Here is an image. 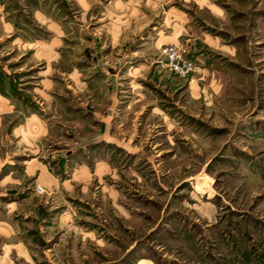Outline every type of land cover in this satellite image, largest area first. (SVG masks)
Listing matches in <instances>:
<instances>
[{
	"label": "rangeland",
	"instance_id": "1",
	"mask_svg": "<svg viewBox=\"0 0 264 264\" xmlns=\"http://www.w3.org/2000/svg\"><path fill=\"white\" fill-rule=\"evenodd\" d=\"M139 261L264 264V0H0V264Z\"/></svg>",
	"mask_w": 264,
	"mask_h": 264
},
{
	"label": "built area",
	"instance_id": "2",
	"mask_svg": "<svg viewBox=\"0 0 264 264\" xmlns=\"http://www.w3.org/2000/svg\"><path fill=\"white\" fill-rule=\"evenodd\" d=\"M167 60L166 63L170 68L180 75H186L193 69V64L189 60H184L181 50L176 46H167L163 50Z\"/></svg>",
	"mask_w": 264,
	"mask_h": 264
},
{
	"label": "crops",
	"instance_id": "3",
	"mask_svg": "<svg viewBox=\"0 0 264 264\" xmlns=\"http://www.w3.org/2000/svg\"><path fill=\"white\" fill-rule=\"evenodd\" d=\"M79 1H80V3H84V5H85L86 8H89V7H91L95 3L96 0H78V2ZM85 1H87V2H85ZM115 1H116V5H118L119 7H122V0H115ZM120 22L121 23H124L123 20L118 19V23H120ZM123 31H126V29H122V27H121L118 32H114L113 37L118 38V39L122 38V36L124 35V34L122 35V33H124ZM141 262L142 261H139L138 264H140Z\"/></svg>",
	"mask_w": 264,
	"mask_h": 264
}]
</instances>
